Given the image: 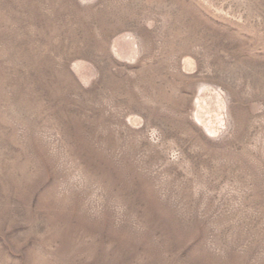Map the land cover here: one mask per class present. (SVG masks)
<instances>
[{"label": "rangeland", "instance_id": "1", "mask_svg": "<svg viewBox=\"0 0 264 264\" xmlns=\"http://www.w3.org/2000/svg\"><path fill=\"white\" fill-rule=\"evenodd\" d=\"M0 264H264V0H0Z\"/></svg>", "mask_w": 264, "mask_h": 264}]
</instances>
